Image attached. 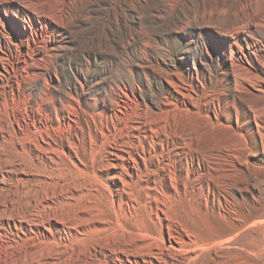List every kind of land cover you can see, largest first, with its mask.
<instances>
[{
	"label": "rangeland",
	"instance_id": "374dc122",
	"mask_svg": "<svg viewBox=\"0 0 264 264\" xmlns=\"http://www.w3.org/2000/svg\"><path fill=\"white\" fill-rule=\"evenodd\" d=\"M73 12L62 36L55 37L61 47L54 57L53 64L58 71L57 78L52 80L54 92L51 99L56 114H60L69 93L82 91L79 112L74 114L79 130L76 134L69 132L67 126L62 127L53 117L50 126L25 130L21 136L13 128V122L20 115L16 110L0 107V209L5 200L20 197L18 201H29L27 206L32 212H42L43 205L47 204L61 214L71 217L74 214L78 229L101 231L109 228L111 231L116 226L113 235H123L126 244L131 239L129 245L139 243L141 249H153L145 250L147 254L143 253L135 260L130 257L132 264H155L148 260L150 252L154 250L157 256L160 255L161 264H170L169 256L161 250L165 242L162 238L164 229L155 217L154 194L144 189L133 191V203L137 202L140 208L139 215L134 216L128 210L132 199L127 195L112 199L93 176L97 173L103 182L107 181V177L98 170L106 163L108 138L105 132L109 124L100 120V132L89 130L86 125L88 112L98 111L101 101L110 106L116 104L120 100L121 88L125 86L135 89L144 103L149 108L152 106L149 113L152 118H155L156 114L152 111L158 104L163 105L164 109L187 111L182 116L189 123L185 129L175 125L164 133L159 129L154 130L153 136L163 139L165 144L159 148L163 157L175 158V155L189 159L191 153L201 150L190 147V139L199 137L217 143L213 149L223 154V171L213 172L214 179L217 176L216 181L213 176L209 181L210 177L203 179L194 173L181 184V188L186 186L189 190L195 188L197 179L202 181L203 186L209 184L211 199L215 200L214 210L205 211L190 196H187L190 200L177 198L170 207V213L173 219L183 218V223L176 224L178 229L180 224L184 227L189 225L185 228L190 235L200 240L205 237V241L237 235L229 249L227 246L211 247V251L210 248L205 249L206 260H210L211 264L223 261L224 264H236L238 260L237 264H264V0H88ZM61 38H64V42H61ZM232 46L234 49L242 47L247 61L238 62ZM53 69L50 68V72ZM43 91L42 79L29 80L21 87L18 98L17 95L12 98L11 94L8 98L21 103L25 101L24 93L29 92L31 99L25 102L27 107H22L27 109H22V115L31 109L44 113L39 104ZM137 105V102L132 104L123 123L135 115ZM212 110L217 112L216 118L212 117ZM7 113L11 121L4 117ZM209 119L215 122L212 126H198ZM41 120V124L45 122L44 118ZM212 127L217 131L220 128L225 133L228 128L235 137H227L230 139L226 141L224 134H213ZM66 137L71 144L70 150L74 149L88 158L94 157L93 165L85 167L86 172L77 170L81 166L79 160L71 158L68 155L70 150L63 148ZM116 138L118 136L113 139ZM25 140L31 143L30 147L23 146L21 142ZM182 141L189 145L180 150L177 144ZM222 172L229 175L226 180L220 178ZM231 184L241 191L234 193ZM164 196L162 199L166 201L167 195ZM115 213L126 218L125 228L116 223ZM250 227L255 230L248 229ZM261 231L263 236L259 238ZM50 233L45 241L22 238L13 244L15 246L0 243V250L10 252L22 248L27 243L26 239L34 247L26 251L27 257L18 264H38L34 260L29 261L39 254L48 256L51 261H58L74 256L87 246L85 235H73L74 229L52 225ZM258 233L260 236L255 235ZM125 235L133 237L128 240ZM134 235H141L140 240L139 236L136 238ZM146 241L151 243L145 244ZM257 244L261 245V251ZM118 253L101 249L94 258L88 259L90 262L85 260L83 263L120 264L116 259ZM248 253L251 256L256 253L257 257L247 256ZM75 258L77 264H83L81 258ZM122 264L128 263L125 261Z\"/></svg>",
	"mask_w": 264,
	"mask_h": 264
},
{
	"label": "bare ground",
	"instance_id": "6f19581e",
	"mask_svg": "<svg viewBox=\"0 0 264 264\" xmlns=\"http://www.w3.org/2000/svg\"><path fill=\"white\" fill-rule=\"evenodd\" d=\"M86 1L88 0H0V107L5 109L8 108L11 111L16 110V112L20 115L18 116L16 121L13 122V128L16 134L18 135L21 134L22 136V133L25 130L41 127L44 125H49L50 120L53 117H55L56 121L62 127L67 126V128L70 130L69 132H73L74 134H76L77 131L79 130V127L76 124L77 122H75L77 117L74 114L79 112V103L81 99H83V97H81L82 91L81 93H75V94L69 93L68 99L66 97L67 99L66 104L65 106H62V110L60 114H56L54 103L53 100L51 99V96L53 95L54 92L52 91L53 90L52 80L53 78H57V71H58L56 66L53 64L54 57L56 56L57 49L61 47V45H59L58 43L60 41H56L55 37L62 36L64 29L66 28L68 22L71 19V15H73L74 13L73 12L74 9L81 6ZM61 42H64V38L63 39L61 38ZM232 50L234 51L238 62L247 61L245 52H243L242 47H238L237 49H234L232 46ZM231 64H233L232 61ZM52 65H54L53 66L55 67L54 69ZM233 65L231 66L233 67ZM235 67H238V64L237 65L235 64ZM50 68L53 69L51 72H50ZM36 79H42L44 81V91L40 94L39 97L40 98L39 104H41V106L43 107L44 113H39L38 111L32 109L28 112H25V110L27 109L22 108L25 106L27 107L25 102L28 103V101H30L29 99H31L30 98L31 95L29 92L28 93L26 92L27 94L24 93V95L22 93V95L25 97L24 99L22 98L23 100H25L24 102L20 103L12 99L13 96L15 95H17V97L15 96L16 98L20 96L21 87H23L26 84V81L36 80ZM81 85L82 83H80V86ZM81 88L83 90L82 86ZM24 89H26V87ZM9 94H11L12 96L11 99H9L10 98L8 96ZM120 95H121L120 100L116 104L110 106L107 105L105 101H101V108L98 111L94 112L90 110V112H88L89 118H87L86 120V125L88 126L89 130H92L94 132H100L101 126L98 124V121L100 120H105L106 123L109 124V127L106 128V132H105V136L106 138H108V142L106 146L107 153L105 158L106 163L98 170L100 171L99 172L100 174H104L107 177V181L106 183L103 182L101 175H97V173H94L93 176H95L96 181H98L101 184V186L105 188L106 191L112 196V199H116L113 198L114 196H117V198L120 197L121 199L123 195H127L130 199H132L133 191L137 189H144L143 191L154 194L153 197L155 200L154 203L156 207L155 217L157 218L160 227L164 229V235H162V238H164L165 242L161 250H163L169 256L170 264H211L209 262L210 260L208 259L206 260L205 257L206 254L204 253L205 249L210 248L209 250L211 251V247H217V246L219 248L220 247L226 248L227 246L228 248L229 245L234 244L237 235H228L227 237L218 236L219 238L209 239V241H205L206 239L204 240L205 237H203V239L200 240L199 237L197 238L193 235H190V232L187 230V228H185L186 226L189 225H186L184 227V225L180 224L178 229V226L176 224L183 223L182 220L183 218L177 217L178 220L176 218L173 219L170 213L171 210L170 207L173 206V202H175L177 198L184 197L186 199L188 198L187 196H190L192 200H195L198 205H200L205 209V211L208 210L209 212V210L213 209L215 206L213 202L214 198L211 199V194H210L211 187L209 186V184H207V186H203L202 183H200L202 181H200V179H197L196 182L197 184L194 183L196 184V186L195 188H192V190L187 189L186 186H183V188H181V184L185 183L186 180H188V178L191 177L190 175H193L194 173H197V175L202 176L203 179L205 177H206L205 179L210 177L209 181L212 179V176L214 179L215 177L214 171L220 173V170L223 171L222 169H224L223 167L221 169L222 166L221 160L223 154L220 151L215 152L216 150L213 149L215 146L214 144L217 143H214L212 140L206 137H204L203 139L202 137H199L198 138L199 140L192 138L190 139V142L192 144L190 145V147L194 146L196 148H200L201 150L198 152L191 153L189 159L186 158L185 156L177 157L175 155H173V157L175 158L163 157L161 155L159 148L161 149L165 144L163 145V139L155 138L153 136L154 130L159 129L164 133L168 130H171L175 125L176 127H181V129H185L186 125L189 123L186 122L187 118L184 119L182 117L184 111L169 110L167 108L164 109L163 105L158 104V106H156L152 111L154 114H156L155 118H152L151 114H149L152 106L151 108H149L148 105L144 103V100H142L139 97V94L135 89H128L127 87L124 86L121 88ZM134 102L138 103L137 105L138 111L135 113L133 117L131 116V118H129L130 120L127 123H123L124 122L122 121L123 118L129 111V109H132L130 107H133L132 104ZM118 104H120L121 106H119ZM165 104L168 103L166 102ZM22 109H25L24 110L25 114L23 115L21 113L23 111ZM186 112L184 113L186 114ZM200 116L202 115L200 114ZM213 116L214 118L218 116L217 112L214 110H212V117ZM4 117L7 120H10L8 113L5 114ZM43 118L45 122L41 124L42 121L41 119ZM29 120L30 123L28 122ZM200 123L201 125L198 126L205 127V125L208 124L212 126L213 125L212 123L215 122L209 119L204 123L203 122ZM214 127H212L213 129L212 132H214L213 134H224L226 141L228 139L227 137H232V138L233 136L235 137V135H233L234 133L229 132L228 128H227L228 132L225 133L223 131H220L219 130L220 128L217 131V129L216 128L214 129ZM236 135L239 136V134ZM114 136H118V138L113 139ZM67 139L68 137H66L63 148H65V150H70L71 144L67 141ZM41 140L43 143L47 144V142L44 141V139L41 138ZM186 141L178 142L177 145H180L178 149L180 150L184 149L185 146H187L188 144V143L186 144ZM21 143L23 144V146H27V147L31 146V143L26 140ZM220 149H222V147H220ZM68 155L71 158L76 157L79 160L80 165L82 166L77 168V170L79 171L86 172L85 167L92 166L94 163V157L91 156L88 158L82 153L80 155L74 149L70 150L68 152ZM226 175H227L226 173L222 172L220 178L224 177L226 180L227 177L229 176ZM231 186L233 188L234 193L236 191H239L237 190L236 185L231 184ZM218 187L220 186L218 185ZM162 188H164L165 190H163ZM165 194L167 195L166 201L162 199V197ZM19 198L13 199L12 197H10V199L5 200L6 202H3L2 200L4 204L0 209V243L4 242L6 243V245L12 246L15 242H17L22 238L42 239L43 241H45L49 238V235H51L50 226L52 225L56 227L61 226L68 230L74 229L73 235H80L82 237H84L83 235H85L87 239L86 248L76 252L74 256L70 255L68 257H63L58 261H51L48 258V256H42V254H39L38 257H34L33 259H30L29 263L34 260L38 264H77L75 257L81 258L82 263L85 260H87L85 262L88 263L90 262L88 259L90 257L94 258V256L98 253L99 250L107 249L110 252H119L118 253L119 255L118 257H116V259L120 264H122V262L125 261L128 264H132L130 257L134 258L135 260L137 257L143 256V253L147 254V252H145L146 250L145 248H142L144 249V251L141 252L142 249H141V245H138L139 243L134 244V246L129 245V243L132 242L130 237L132 238L133 235H129L128 237L125 235L128 238V240L130 239L128 244H126V240L123 239L124 238L123 235H113L114 233L113 231L115 230L116 226L112 227L111 231L109 230V228L101 231L90 230L86 228L78 229V225L74 221L75 218L73 219L74 214L72 217L66 214H61L60 212H57L58 210L52 209L50 205L47 206V204H44L43 205L44 207L42 206L43 207L41 210L42 212H37V211L32 212V210L29 209V207L27 206L29 201L27 203L24 201H18ZM188 199L190 200V198ZM128 207L130 208L128 210L131 215L134 216L139 215L138 212L140 208L137 202L133 203V199H132V203H130ZM252 207L253 206H251V208ZM248 215H250V213H248ZM115 221L116 223L119 224L121 228L123 226H124L123 228H125L126 225L124 223H127L126 218H123V216L116 214ZM247 224L245 223V225ZM189 227L188 229L190 230L191 228ZM172 228H174V231L178 232V234H175ZM253 228L250 227L248 229L253 230ZM190 231L192 232V230ZM253 231L252 232L250 231V233H254ZM115 233L117 232L115 231ZM260 234L261 237L259 238H262L264 233L262 234L261 231ZM260 234L258 233L255 235L260 236ZM134 236H136V238H138L139 236L138 240H140L141 235H134ZM142 236L144 237L146 235H142ZM198 236L201 237V235ZM143 237H142V241H144ZM262 240H264V238H262ZM25 241H27V243L26 244L24 243V246L22 248L13 249V250L9 249L11 250L10 252H8V250L7 251L0 250V264H18L19 262L21 263L22 262L21 260L27 257L26 251L34 247L31 243L28 242V240L25 239ZM148 243L149 242L145 244ZM150 246H148V249ZM236 246H237L236 249L238 250V245ZM260 246L258 245V249L260 248ZM241 247L243 246L241 245ZM150 250L153 249L150 248ZM150 250H146V251H150ZM240 250H244V248L243 249L241 248ZM251 251L249 252L251 253ZM250 253H248L247 256L248 255L251 256ZM156 254L157 253L155 250L154 252L153 251L150 252L149 254L150 256L148 257L150 263L151 262L155 264L160 263L161 261L160 255L157 256ZM254 255L257 257L256 253H254ZM254 255L252 256L255 258ZM258 255H260V253H258ZM85 262L83 264H86ZM165 262H167V260ZM223 262L221 263L219 262V263L222 264ZM241 262H243V260H241ZM213 264L216 263L213 262ZM232 264L234 263L232 262Z\"/></svg>",
	"mask_w": 264,
	"mask_h": 264
}]
</instances>
